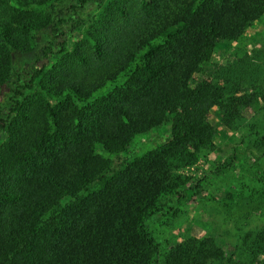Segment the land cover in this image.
<instances>
[{
    "label": "trees",
    "instance_id": "16d2710c",
    "mask_svg": "<svg viewBox=\"0 0 264 264\" xmlns=\"http://www.w3.org/2000/svg\"><path fill=\"white\" fill-rule=\"evenodd\" d=\"M263 23L264 0H0V264H264V227L227 257L214 235L163 250L147 225L172 210L164 198L203 191L178 173L215 153L216 127L261 110L264 90L244 94L213 59ZM166 123L165 142L134 156L135 138ZM244 149L220 170L251 188L233 181L222 199L247 196L254 212L264 156Z\"/></svg>",
    "mask_w": 264,
    "mask_h": 264
},
{
    "label": "rangeland",
    "instance_id": "374dc122",
    "mask_svg": "<svg viewBox=\"0 0 264 264\" xmlns=\"http://www.w3.org/2000/svg\"><path fill=\"white\" fill-rule=\"evenodd\" d=\"M81 37L79 32L73 34L68 49L71 50L72 43ZM229 49L227 55L216 51L213 61L221 63L225 60L230 68L233 67L235 76L241 74L240 88L244 89V94L260 95V88L264 90V23L255 24L242 39L231 43ZM15 59L19 65L27 63L28 60L18 54L15 55ZM6 92L5 87H0V102L4 100ZM258 99L261 110L257 113L247 110L235 122L233 130L227 131L216 124L218 131L214 140L215 153L212 156L208 159L200 158L196 164L179 171L178 174L193 181L202 179L203 191L196 196V200L174 206V198H164L163 203L173 207L172 210L166 212L164 217L155 215L147 221L148 229L161 243L163 250L181 243L188 237L201 240L207 235H214L223 245L228 257L229 252L239 243V236L242 233L264 227V205L251 212L246 210L249 202L247 196L235 198L230 203L222 199L225 192V188L222 187L233 181H236L235 185L241 182L243 185H249L246 188H251L250 182L247 183L244 175L246 173L238 170L237 167L236 170L233 168L220 170V164L230 158L233 148L242 142L245 148L243 152L247 156L254 159L264 156V147L260 148L253 144L260 135L264 134V100ZM168 132L170 125L166 123L148 134L137 136L132 143L134 156H141L165 142ZM190 185L189 182L185 187Z\"/></svg>",
    "mask_w": 264,
    "mask_h": 264
}]
</instances>
